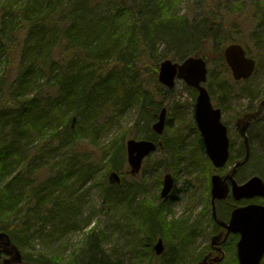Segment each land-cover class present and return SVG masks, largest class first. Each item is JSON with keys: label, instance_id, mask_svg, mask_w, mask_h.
<instances>
[{"label": "trees", "instance_id": "1", "mask_svg": "<svg viewBox=\"0 0 264 264\" xmlns=\"http://www.w3.org/2000/svg\"><path fill=\"white\" fill-rule=\"evenodd\" d=\"M12 1L0 8V65L9 70L8 75H0V232L18 249L35 233L43 236L49 225L45 242L76 221V199L69 191L73 185L83 186L97 178L109 203L132 195L129 190L119 193L117 185L108 183V175L119 174L123 141L131 138V129L137 132V124L121 135L117 147L97 146L91 152L76 148L83 135L77 133L90 129L105 113L134 103L152 114L159 110L161 104L132 84V78L139 76L138 64L144 55L154 56L153 49L151 54L146 49L153 48L157 38L167 40L168 46L174 47L172 58L179 60L196 55L208 63L215 55L224 61V46L212 37L205 38L209 29L204 28L201 37L196 35L194 21L176 10L180 0ZM253 1L260 2L264 17V0ZM225 20L222 15L220 27ZM194 42L198 44L191 48ZM74 61L79 67L70 66ZM36 67L39 74L34 73ZM54 68L59 73L52 75ZM48 133L46 138L44 134ZM143 138L153 140L147 134ZM61 151L71 153L69 162H54L51 175L37 182L35 174L30 173L34 161L49 159L51 153ZM82 152L83 158L78 156ZM143 206L139 203L138 208L144 215L137 211L133 217L139 216L142 224H149L144 229L148 236V231L163 222L152 208L147 211ZM57 223V227H64H53ZM89 243L93 250L89 254H94L96 239ZM40 261L59 262L44 257Z\"/></svg>", "mask_w": 264, "mask_h": 264}, {"label": "rangeland", "instance_id": "2", "mask_svg": "<svg viewBox=\"0 0 264 264\" xmlns=\"http://www.w3.org/2000/svg\"><path fill=\"white\" fill-rule=\"evenodd\" d=\"M6 2L13 1L0 0V8ZM259 4L260 2L253 0H180L177 6L176 10L180 15L185 14L190 21H194L198 29L195 30L198 31L196 34L198 37L204 34V28L209 29L205 38L212 37L223 46L229 41L240 42L246 54L256 61L253 75L249 79L236 82L222 60L215 55L210 58L209 73L204 86L210 89L214 104L222 97L225 100L242 101L248 97L259 99L264 94V17L258 7ZM222 15L226 16V20L223 22V27H220ZM197 44L198 42H194L190 47L193 48ZM152 45L154 56L149 58L144 55L138 64L139 76L132 78V84L133 88L148 92L156 104L166 108L168 126L161 134L156 135L150 128L154 121L147 120L141 114L138 103H134L133 106L120 108V111L102 115L92 128L83 132L76 148L91 152L97 146L117 147L121 137L134 124H137V132L131 129L132 134L129 137L136 134L133 138L141 139L147 134L153 141L162 142L164 147H158L148 156L141 172L133 176L126 162L127 137H125L123 165L118 171L121 174L119 176L121 182L116 190L119 193L129 190L132 195H127V198L120 202H107L97 178H94L95 175L94 180L86 182L83 186L80 184L71 186L69 191L73 199H76L78 210L76 221L69 223L66 229L62 230L63 232L59 234L56 232L49 242H45L44 236L51 225L43 230V236L38 237V233L30 236L24 245L18 246L22 259L24 257L35 259L40 256L57 259L59 262L54 261L56 264H90L96 261L108 264H160L172 256V253L184 254V258L196 253L190 242L192 236L186 239V234L190 232L185 234V230L186 225H191L188 223L207 222L201 213L205 211L207 203L206 189L208 190L209 187L210 168L205 157L200 153L196 142L197 136L193 131V91L180 80L176 81L173 90L167 91V88L160 85L157 80V70L162 60L171 59L173 62L181 60L177 57L172 58L175 54L174 47L168 46L167 40L157 38ZM146 51L151 54L150 50L146 49ZM15 59L12 62L14 67H16ZM79 65L75 61L70 64L74 68ZM54 66L53 64L52 67ZM37 71L36 67L34 73L39 74ZM8 72V68L1 64L0 75H8ZM52 73L55 75L59 70L54 68ZM42 78L41 76L40 81ZM33 87L31 86L30 90ZM145 125L149 132L145 130ZM84 152L78 153V156L83 158ZM70 157L69 151L51 153L49 159L34 161L30 173L35 174L37 182L43 181L51 175V168L56 165L54 162L59 160L69 162ZM165 173L171 174L174 187L173 196L168 201L162 202L159 199L161 189L159 182H162ZM132 196L133 201L130 200ZM127 201L128 204H123ZM139 203H143L147 211L152 208V212L158 213L163 222L161 227L158 222L155 229L148 231V236L144 229L149 224H142L141 219L137 218L139 216L133 217L137 211L141 213L140 216L144 215L138 208ZM127 209L130 213L126 214ZM131 211L135 212L132 214ZM57 226L60 224L57 223L53 227L60 229L64 227ZM158 237L162 238L165 247L162 255L155 256L154 253H149L148 243L153 245ZM90 239H96L98 244L94 254H89L93 251L89 243Z\"/></svg>", "mask_w": 264, "mask_h": 264}, {"label": "flooded vegetation", "instance_id": "3", "mask_svg": "<svg viewBox=\"0 0 264 264\" xmlns=\"http://www.w3.org/2000/svg\"><path fill=\"white\" fill-rule=\"evenodd\" d=\"M206 89L212 107L220 112V122L225 128L228 156L222 166L215 167L206 155L205 145L194 118V106L193 131L198 139V147L210 168L209 186L211 178L218 176L226 187L227 194L222 200H211L208 194L209 201L205 204V211L201 213L208 226L200 230V234L195 235L199 243L193 244L190 240L196 253L186 259L165 260L160 264H240L238 244L242 233H247V228H255L261 224L257 219L249 221L245 219L234 223L230 229L234 210L252 205L264 207V196L235 199L232 194L233 184H245L253 177L259 178L264 185V94L259 99L248 97L242 101L225 100L220 96L221 100L214 104L210 89ZM193 96L196 98V90H193ZM167 126L166 111L164 129ZM160 145L164 147L162 142ZM172 196L173 191L167 198L159 197V199L166 202ZM159 238L161 237L156 241ZM0 264H32L22 259L17 247L2 232H0ZM259 264H264V254Z\"/></svg>", "mask_w": 264, "mask_h": 264}, {"label": "water", "instance_id": "4", "mask_svg": "<svg viewBox=\"0 0 264 264\" xmlns=\"http://www.w3.org/2000/svg\"><path fill=\"white\" fill-rule=\"evenodd\" d=\"M223 56L235 80L247 79L251 76L255 62L246 57L241 45H228L223 51ZM206 73V64L202 58L189 57L181 63L165 59L159 65L157 79L162 85L172 89L177 77L197 90L194 118L202 136L208 159L215 167H220L227 160L228 144L225 128L220 122V112L212 107L206 89L201 86L206 80ZM165 115L166 109L162 108L158 114V120L151 126L156 134H160L164 128ZM158 145L146 139L132 138L126 141V160L131 175L135 176L139 173L143 160L155 152ZM108 182L110 184L119 183V175L116 172H110ZM172 187L173 178L167 173L163 177L160 197L166 198ZM210 187L212 200L225 198L227 189L218 176L211 178ZM232 194L235 199L264 196V185L259 178L253 177L245 184H233ZM245 219L248 221L257 219L261 224L255 228H247V233H242L238 244L240 264H259L264 254V207L252 205L234 210L230 229L234 223ZM232 230L235 231L236 229ZM163 250V241L159 238L153 246V251L156 255H160Z\"/></svg>", "mask_w": 264, "mask_h": 264}, {"label": "bare ground", "instance_id": "5", "mask_svg": "<svg viewBox=\"0 0 264 264\" xmlns=\"http://www.w3.org/2000/svg\"><path fill=\"white\" fill-rule=\"evenodd\" d=\"M147 50H150V51H152V47H149V49H147ZM131 106H133L132 104H131ZM194 107H195V104L193 105ZM143 110H142V109ZM140 112H141V114H143L144 116H145V118L147 119V120H152V121H154L153 123H155L157 120H158V115H157V113L155 112V113H151V112H145V106L144 107H142L141 105H140ZM148 113V114H147ZM152 123V124H153ZM95 124V123H94ZM152 124H151V126H152ZM151 126H150V128H151ZM74 127H75V125H72L71 124V129H74ZM92 127H93V124H92ZM92 127H90V128H92ZM144 128H145V130L147 131V125H145L144 126ZM89 129H87V128H85L84 130H83V132H85V131H88ZM83 132H81V133H77V134H83ZM48 135H50L49 133L48 134H44V136L47 138L48 137ZM73 135V134H72ZM196 142H198V139L196 140ZM200 153H202V151L200 150ZM165 174H167V173H165ZM164 174V175H165ZM164 175H163V177H164ZM163 177H162V182L160 181L159 182V184H163ZM206 200H207V202L209 201V195L211 196V187L209 186L208 187V190L206 189ZM209 194V195H208ZM212 198V197H211ZM212 200V199H211ZM214 200H222V199H214ZM188 224H191V225H186V230H185V234L187 233V232H190V234L188 233V234H186V239H189V237L190 236H192L191 237V241H192V243L193 244H196V243H199V240L197 239V238H195V235L196 234H200V230H202V229H205L206 227H207V223H204V222H193V223H188ZM183 227H185L184 225H182ZM189 226H191L190 228H189ZM178 230H179V228H178ZM190 241V242H191ZM148 246L150 247V251H149V253L150 252H152L153 253V246H154V243H153V245H151L150 244V242H149V244H148ZM178 252V251H177ZM185 257V255L184 254H180V253H176V254H174V253H172V256H170V257H168L167 259H166V261H171V260H181L182 258H184ZM186 258H188V257H186ZM186 258H184V259H186ZM25 262H30V263H32V264H41V261H40V256H38L37 258H35V259H28V258H26V257H24V259H23Z\"/></svg>", "mask_w": 264, "mask_h": 264}]
</instances>
